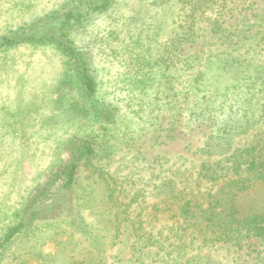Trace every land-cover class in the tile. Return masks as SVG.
<instances>
[{"label":"rangeland","instance_id":"rangeland-1","mask_svg":"<svg viewBox=\"0 0 264 264\" xmlns=\"http://www.w3.org/2000/svg\"><path fill=\"white\" fill-rule=\"evenodd\" d=\"M73 5V0H0V36L36 23L57 10L71 9ZM178 12L176 0L167 4H153L152 0H115L106 12L90 14L82 25L69 33L70 40L86 53L94 70L97 93L91 100L69 84L71 79L61 84L65 79L63 58L52 46L0 50V238L17 221L25 202L44 185L48 174L64 163L65 143L78 135L94 137L98 144V154L91 168L97 185H101L102 192L98 190L97 197L104 193L108 196L110 191L106 190L113 187L120 203L136 199L128 208V221L125 227L122 225L116 243L124 240L131 245L135 238L129 232L134 227L146 230L148 237L159 232L171 235L186 229L189 231L180 242L189 243L190 222L185 223L174 215L177 200L173 199L172 192L177 190L178 184H192L187 177L197 174L203 164L211 166L220 160H223L220 165L223 173L228 171V175L212 184L215 190L222 188L232 176L228 166L234 168L233 155L237 149L249 147L253 136H241L231 146L221 149L212 145L209 136L215 116L196 119L189 111L190 104L195 102L192 95L186 100L182 97L180 104L184 110L180 116L174 115L176 109H172L164 96L160 101L152 99L153 104H159L152 118L137 116L140 110L135 104L138 102L131 101L129 95H136L131 93L137 87L134 74L141 56L148 55L147 49L151 50L152 59L158 58L164 49L176 43L177 35L178 52L182 49L183 56L193 57L205 49L203 66L197 64L187 69L183 83H188L192 73H198L206 65L209 51L216 50V47L203 46V42L210 40L200 38L208 35L204 22H197L194 32L182 31ZM254 12L264 15V0H236L223 12L228 22L226 27L241 22L247 14L252 18ZM212 13L218 15L217 10ZM41 27L45 32L48 30L46 24H40L35 26V31ZM242 52L249 58L256 56L250 45ZM174 72L182 74L183 70ZM175 86L176 90L185 92L181 90L183 87ZM161 90L165 92V86ZM96 101L99 106L118 107L113 122L93 119L85 109L81 115L74 108L82 105L89 109ZM223 104L216 102L218 107ZM238 180L234 188L242 196V204L263 212L264 185L255 184L252 178ZM93 220L100 222L97 216ZM67 221L42 220L27 229L0 252V264H58L59 246L75 237L80 241L78 233L77 236L63 232L78 230ZM134 221L139 223L132 226ZM97 229L103 230L100 225ZM178 241L171 239L173 243ZM110 242L104 255L105 263L126 246H112ZM193 243L189 256L198 252L212 257V262L217 264H264L258 256L264 252L261 239L248 238L241 246L225 244L215 248L202 246V240ZM198 246L201 251H197ZM156 249L157 246H153V251ZM124 254L129 255L126 251Z\"/></svg>","mask_w":264,"mask_h":264},{"label":"trees","instance_id":"trees-1","mask_svg":"<svg viewBox=\"0 0 264 264\" xmlns=\"http://www.w3.org/2000/svg\"><path fill=\"white\" fill-rule=\"evenodd\" d=\"M73 1L71 9L57 10L36 23L0 36V50L52 46L63 58L65 79L61 84L71 79L69 84L77 87L84 98L91 100L97 93L94 70L86 53L70 40L69 33L82 25L90 14L106 12L115 0ZM173 1L152 0V3L167 4ZM234 2L236 0H176L181 23L179 28L191 33L198 23L204 22L203 28L208 35H201L200 38L210 40L203 42V46L216 47V50L209 51L206 65L198 73H192L188 83H183L187 69L197 64L203 66L205 49L193 57L183 56L182 49L178 52L177 48L178 35L176 43L164 49L158 58L152 59L151 50L147 49L148 55L141 56L138 71L134 74L137 87L131 93L136 95H129L131 101L138 102L135 105L139 107L137 116L140 118L153 117V110L159 104H153L152 99L160 101L164 96L172 104V109H176L174 115L180 116L184 110L180 104L182 97L186 100L188 95L195 96L189 111L196 119H204L205 115L215 116L216 122L209 138L210 143L220 149L231 146L241 136H253L249 147L237 149L233 155L234 168L228 166L232 176L222 188L215 190L212 184L228 175V171L223 173L220 167L223 160H220L211 166L203 164L197 174L187 177L192 184H178L177 190L172 192L173 199L177 200L174 215L185 223L190 222L189 243L180 242L189 231L186 229L171 235L159 232L154 237H148V232L140 227H134L132 232L126 230L135 238L131 245L124 240L116 243L120 230L128 221V210L136 199L120 203L118 196H114L116 190L113 187L106 190L110 191L108 196L103 192L104 196L100 194L97 197L99 191L102 192L101 185H97L91 168L98 154V144L94 137L74 135L65 143L67 158L64 163L48 174L47 181L27 199L17 221L0 238V252L38 222L57 218L68 220L67 223H72L70 225L78 229L64 233L80 235L79 242L75 237L59 246L58 264H217L212 262V257H204L198 252L189 256V250L195 244L193 241L202 240V246L215 248L225 244L241 246L248 238L264 240V211L243 205L242 196L234 188L239 178L242 182L252 178L255 184L264 185V15L254 12L251 18L247 14L241 22L226 27L228 22L223 12ZM215 10L218 11L216 16L212 13ZM40 24H46L48 30L45 32L41 27L35 31V26ZM248 45L256 51L255 57H246L242 52ZM181 69L182 74L174 72ZM175 84L183 87L181 90L185 92L176 90ZM163 86L165 92L161 90ZM217 101L224 104L218 107ZM74 108L81 115H84L85 109L92 115L91 118L104 122H113L118 115V107L113 104L99 106L97 101L89 109L82 105ZM95 216L100 222H94ZM135 223L139 222H132V226ZM97 225L103 230H98ZM172 237L179 240L178 243L171 242ZM109 240L112 246H126L117 250L115 256L111 255L112 260L105 263ZM153 246H157L155 251ZM201 250V246H198L197 251ZM124 251L129 255L125 256ZM258 256L264 262V252Z\"/></svg>","mask_w":264,"mask_h":264}]
</instances>
